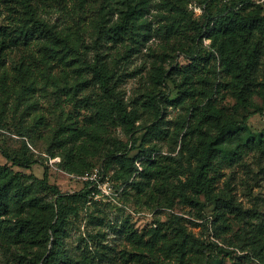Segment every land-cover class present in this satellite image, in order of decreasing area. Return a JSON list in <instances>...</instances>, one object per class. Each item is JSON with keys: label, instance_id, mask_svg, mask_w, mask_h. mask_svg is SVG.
<instances>
[{"label": "rangeland", "instance_id": "rangeland-1", "mask_svg": "<svg viewBox=\"0 0 264 264\" xmlns=\"http://www.w3.org/2000/svg\"><path fill=\"white\" fill-rule=\"evenodd\" d=\"M169 1L153 0L145 25L152 27L151 36L137 46L129 34L119 41L101 36L104 26L120 20L118 0H0V26L22 24L34 12L67 34L59 54L45 52L40 41L6 51L0 64V165L20 172L23 182L35 190L43 204L33 211L40 218L45 217L43 205L56 206L53 185L62 193L82 191L86 182L78 174L88 167H98L109 177L112 193L98 195L89 186V201L71 203L64 211L62 250L76 260L87 264H203L217 256L222 264H264L263 241L254 244L252 238L264 221V156L252 152L240 164L224 169L215 191L225 198L232 196L249 213L228 212L226 223L215 222V204L187 185L201 157V137L209 133L202 114L191 118V126L202 129L183 141L190 107L200 103L203 109L208 102L204 95L220 81L213 72L219 62L200 58L211 50V39L198 44L196 24L206 14L217 15L241 0H171L176 4L168 5L170 9ZM253 1L264 11V0ZM180 6L186 12L179 11ZM97 61L109 69L128 109L136 110L135 135L110 116L99 117L114 98L103 92L90 68ZM186 65L191 66L192 78L184 79L176 69ZM163 71L168 78L161 84L157 76ZM186 88L195 97L186 98L182 105L167 101L178 99ZM151 96L158 98L162 110L154 107ZM213 103L232 109L236 98L223 87L214 94ZM255 107L263 111L251 115L248 124L258 132L264 129L261 94L252 99L250 108ZM158 120L162 133L146 135V127ZM108 151H124L134 158L144 154L136 162L140 172L130 177L127 164L105 163ZM7 154L36 162L29 168L19 166ZM69 160L78 169L71 170L70 163L66 164ZM26 214V210H11L2 218L14 224ZM182 229L188 234L184 252L177 245ZM40 248L0 237V264H29L32 251Z\"/></svg>", "mask_w": 264, "mask_h": 264}, {"label": "trees", "instance_id": "trees-1", "mask_svg": "<svg viewBox=\"0 0 264 264\" xmlns=\"http://www.w3.org/2000/svg\"><path fill=\"white\" fill-rule=\"evenodd\" d=\"M118 2L121 3L120 20L112 25L104 26L101 36L119 41L129 34L134 36V44L137 46L145 44L151 36L148 31L152 27L146 29L145 25L146 16L150 13L153 0H118ZM174 3L176 4L175 1ZM174 3L170 0L167 7ZM260 9V5L253 0H241L226 7L217 15L206 14L202 23L197 22L196 24L195 20H191L192 25L196 24V27L199 25L197 37L194 38L196 42L198 40V44H202L204 39H211L209 44L211 50L207 49L206 55L200 56V58L209 62L213 59L219 62V69L216 68V65L213 72L219 75L220 81L215 83L211 91L204 95V98H208V102L203 109L199 108L200 103L189 109L190 115L186 119L187 131L183 141L189 135L191 136L202 129V127L193 128L191 126V118L195 117L197 113L202 114L210 128L209 133L201 137V157L196 169L189 177L187 185L194 192L203 194L208 202L215 204V222L220 219L226 223L228 212H235L239 215L249 213L232 196L225 198L215 191L219 178L224 175V169L240 164L252 152L264 156V129L255 132L248 124L251 115L263 111V108L259 107L250 108L256 94H261L264 97V11ZM180 10L186 12L182 6L179 7ZM30 14L32 16L24 19L26 21H23L22 24L12 26V28H8L11 26H0V64H3L7 50L19 46H29L36 41H40L45 52L59 54L60 50H63L67 34L53 28L38 18L34 12ZM172 27L174 26L170 25V28ZM135 28L138 31H135ZM90 68L103 92L114 98L108 109L105 107L102 112H99V117L103 118L108 115L118 124L126 126L135 135L137 129L134 130V128L138 118L136 110L128 109L125 99L120 95L116 84L112 82L113 76L109 69L99 61L91 64ZM190 68L191 66L187 65L176 67L183 73L184 79L192 78V69ZM20 70L24 69L20 67ZM157 77L161 84L168 78L164 71L158 73ZM225 78H229V81H225ZM185 83L188 84L186 80ZM223 87L229 88L236 98L232 109L218 108L213 103L214 94L219 93ZM190 96L195 97V93L186 88L179 92L178 99L167 98V101L175 105L177 100L176 103L182 105ZM149 99L158 111L162 110L157 97L151 96ZM205 108L208 109V112L204 111ZM98 121L102 125L101 119ZM146 128L148 130L146 135H160L163 130L161 120ZM144 152L146 155L147 149ZM143 155L134 158L124 151L121 154L116 151H108L106 155L108 160L105 163L116 160L127 164L126 167L131 177L139 171L136 162ZM6 156L17 165L27 168L35 161H22L12 158L9 154ZM69 161L66 164L70 163L71 170L78 169L75 161ZM94 168L96 167L83 169L78 175H83L86 171ZM44 182L48 183L47 173L44 175ZM125 182L130 184L129 181ZM46 186L50 187L51 185ZM89 186L90 184L86 182L82 191L69 194L62 193L56 185H53L52 189L58 195L56 206L55 203L43 205L45 217L40 218L33 211L34 208L43 204L35 190L23 182V175L20 172H13L0 165V237L11 238L13 242L22 243L27 248H34L35 245L40 246V249L32 251L34 256L28 259L29 264H87L76 260L73 255L62 250L64 245L62 236L66 228L65 209L69 206L72 207L71 203L85 205L90 197ZM11 210L17 212L26 210L27 214L20 216L12 224L2 218V214ZM181 231L182 236L177 245L184 252L188 246L186 243L188 234L185 229ZM154 235L157 236V231L154 232ZM252 238L254 244L263 241L262 248L264 249V221L252 232ZM203 264H222V259L216 256V258L206 260ZM233 264L239 263L234 261Z\"/></svg>", "mask_w": 264, "mask_h": 264}, {"label": "built area", "instance_id": "built-area-1", "mask_svg": "<svg viewBox=\"0 0 264 264\" xmlns=\"http://www.w3.org/2000/svg\"><path fill=\"white\" fill-rule=\"evenodd\" d=\"M80 177L83 181L89 183L93 188V192H97L98 195L100 192L109 194L113 191L112 181L109 177L104 176L101 169L98 167L86 171L83 175H80Z\"/></svg>", "mask_w": 264, "mask_h": 264}]
</instances>
